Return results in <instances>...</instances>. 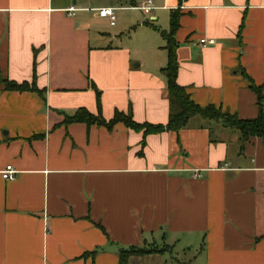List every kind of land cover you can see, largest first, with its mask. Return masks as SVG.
<instances>
[{"label": "crops", "instance_id": "obj_1", "mask_svg": "<svg viewBox=\"0 0 264 264\" xmlns=\"http://www.w3.org/2000/svg\"><path fill=\"white\" fill-rule=\"evenodd\" d=\"M141 1L0 0V74L43 90L0 85V264H118L149 245L167 250L128 264H264V136L200 116L147 135L63 123L78 108L167 122L173 9L177 83L199 106L257 117L264 0H152L149 15Z\"/></svg>", "mask_w": 264, "mask_h": 264}, {"label": "trees", "instance_id": "obj_2", "mask_svg": "<svg viewBox=\"0 0 264 264\" xmlns=\"http://www.w3.org/2000/svg\"><path fill=\"white\" fill-rule=\"evenodd\" d=\"M180 11L173 9L169 14V29L167 31H161V36L165 39V50L167 52V62L165 67L162 68L166 78V90L169 103V112L167 122L165 124H150V123H137L133 120L131 114L116 111L110 119H106L100 112L96 114L89 112L86 108H78L72 115H65L63 123L70 122H85L87 124L97 123L106 125L111 128L116 122H123L124 125L135 131H142L143 135L158 133L165 130L179 131L187 125L189 119L193 116H200L204 119L214 120L220 122L223 126L231 129H236L241 136L242 141L248 140L250 137H262L264 136V113H263V89L264 80L260 86H256L253 83L250 84V88L255 92L258 106V115L251 119H242L228 112L222 111L220 108L214 105L199 106L193 100L186 89L179 85L176 81L177 77V59L176 48L177 42L174 35L179 27ZM0 85L4 90L14 91H31L37 92L42 95L43 90L39 89L33 80L17 82L3 77L0 74ZM96 92V101L98 107L100 106V94L95 88L93 83L90 85ZM167 250V246L164 248H158L156 245H149L145 247H129L127 249L120 250L118 254V264H128V259L131 255H145L152 253H161Z\"/></svg>", "mask_w": 264, "mask_h": 264}, {"label": "built area", "instance_id": "obj_3", "mask_svg": "<svg viewBox=\"0 0 264 264\" xmlns=\"http://www.w3.org/2000/svg\"><path fill=\"white\" fill-rule=\"evenodd\" d=\"M139 9L143 11L144 14L149 15L152 13V10L154 8L153 6V1L152 0H142L138 6ZM100 12L106 16L109 20V23L113 25L116 20V16L114 13V9L111 7H104L100 9ZM68 15H73L74 13V8L70 7L67 9ZM200 43L205 47L209 41L206 40L205 38L200 39ZM16 170L11 166L7 165L4 170H2L1 175L4 179L7 180H12L15 177ZM197 175V174H196Z\"/></svg>", "mask_w": 264, "mask_h": 264}, {"label": "rangeland", "instance_id": "obj_4", "mask_svg": "<svg viewBox=\"0 0 264 264\" xmlns=\"http://www.w3.org/2000/svg\"><path fill=\"white\" fill-rule=\"evenodd\" d=\"M152 21V20H151Z\"/></svg>", "mask_w": 264, "mask_h": 264}]
</instances>
